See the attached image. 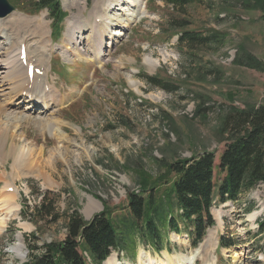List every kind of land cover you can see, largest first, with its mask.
<instances>
[{
    "label": "rangeland",
    "instance_id": "rangeland-1",
    "mask_svg": "<svg viewBox=\"0 0 264 264\" xmlns=\"http://www.w3.org/2000/svg\"><path fill=\"white\" fill-rule=\"evenodd\" d=\"M9 1L15 3L16 12L0 20V47H5L1 39L5 33L13 41L11 52L23 44L30 48L27 60L39 59L45 39L52 41L48 14H31L21 9L22 0ZM107 1L74 0L67 8L69 0H61L68 14L66 21L71 16L86 21L94 4ZM144 12L126 37L105 48L102 65L86 59L66 60L61 48L67 32L65 21V32L58 41L61 45H52L60 51L45 56L50 82L56 81L52 95L57 104L49 112L51 128L29 120L35 116L30 110L9 104L15 98L0 97V223L4 220L6 225L0 233V264L26 261L31 257L29 245H35V254H39L44 245L64 241L73 211L85 221L105 210L111 220L126 214L128 192L139 190V181L147 176L157 179L163 175L165 162L215 153L214 183L219 186L224 180L218 167L229 136L223 140L219 135L221 122L231 107L264 104V74L234 64L238 50L243 49L264 61L262 13L245 9L238 0H202L181 11L167 5L166 0H146ZM185 20L189 24L186 31L205 34L214 29L224 34L223 46L191 50L180 45L179 36H173L179 29L172 26ZM88 38L86 31L83 51L89 50ZM21 49L14 53H21ZM149 57L156 67L146 64ZM148 76L178 89L166 92L151 85ZM47 79L43 74L39 81L45 86ZM129 81H135L138 90ZM8 111L21 113L22 124L6 122L3 114ZM24 148L30 153L23 154ZM17 160L20 167L16 171ZM8 185L16 189L20 208L15 213L2 202ZM170 186L169 181L162 190ZM41 194L47 195L54 216H58L52 224L50 217L36 211ZM215 195L217 199L216 191ZM91 203L94 206L87 213ZM215 204L212 215L217 223L208 229L212 247L206 249V238L198 249L206 258L211 257L212 264H264V234H258V220L264 216V183L236 202L219 204L217 200ZM26 205L24 218L21 209ZM255 213L258 216L250 218ZM31 221L41 231H34ZM180 228L179 234L168 237L172 254L164 251L158 255L152 248L140 247L137 256L130 253L131 259L126 256V261L139 264L141 253L151 258L194 256L198 249L192 246L189 232L183 231L184 225ZM222 236L237 239L236 245L219 248ZM132 245L129 252H133ZM205 257H197L195 264H204Z\"/></svg>",
    "mask_w": 264,
    "mask_h": 264
},
{
    "label": "trees",
    "instance_id": "trees-1",
    "mask_svg": "<svg viewBox=\"0 0 264 264\" xmlns=\"http://www.w3.org/2000/svg\"><path fill=\"white\" fill-rule=\"evenodd\" d=\"M201 1L166 0V3L181 11ZM238 1L245 9L260 11L264 20V0ZM21 9L31 14L47 10L55 29L66 17L59 0H22ZM188 25L185 20L172 26L179 29L175 30L178 34L173 32V36H179L180 45L191 50L209 45L223 46L225 35L221 32L214 29L205 34L186 31ZM234 64L264 74V61L245 49L238 50ZM146 79L151 85L169 93L178 89L157 77L148 76ZM230 111L219 129L223 140L229 136V144L219 159V171L225 175L221 185L214 183L215 153L204 152L191 159L165 162V171L159 178L147 176L139 181L142 193L128 192L126 214L111 220L110 213L105 210L85 221L79 212L73 211L68 216L66 239L45 245L39 254H35L38 251L35 245H29L32 254L25 264H88L83 257L84 252L89 254L92 264H101L112 250L127 251L130 243H133L134 252L139 241L161 252L170 245L169 234L181 232V224L184 225L183 231L189 232L193 247H197L207 230L216 225L212 208L217 200L219 204L236 202L264 183V104L245 109L231 107ZM169 181L170 188L163 191L162 187ZM49 205L45 195L36 211L50 217L49 223L52 224L58 216H54ZM23 215L26 216L25 211ZM258 225V234H264V216L258 220ZM236 240L222 237L220 247L231 248L236 245Z\"/></svg>",
    "mask_w": 264,
    "mask_h": 264
},
{
    "label": "bare ground",
    "instance_id": "bare-ground-1",
    "mask_svg": "<svg viewBox=\"0 0 264 264\" xmlns=\"http://www.w3.org/2000/svg\"><path fill=\"white\" fill-rule=\"evenodd\" d=\"M145 1L146 0H108L104 4H102V2L94 4L89 19L86 21H82L80 18H77L75 16H71L70 18H68L67 33L61 47L64 50L63 52L66 60L77 58L80 60L83 59L85 61L86 59L87 62H93L98 65H102V56H104L105 54V48L112 44L115 45V43H119V40L127 36V32L131 29L132 25L142 20L146 12H144ZM74 4V0H69V3L65 2V6L67 8L69 7L68 5ZM43 30H46L45 27H43ZM86 31L89 34V50L93 49L92 54L89 52V50L83 51L81 48L82 40H84V32ZM7 37L8 36L5 33L1 36V39L5 40V42L3 41L5 47H0V70L4 71L3 74H0V97H6L9 99L15 98V100L13 99L14 101L12 100L9 104H13L16 109H23V111L26 112L30 110L35 114V116L30 117L29 120L51 128L53 126V120L49 118V112L57 104L54 98L55 96L52 95L53 93H55L56 88L50 86L49 79H47V84H45L44 86V84L39 81V75H34L33 80H31L30 76L28 75V68L30 65H35L37 63L36 67H38L39 69L41 68V73L47 76L48 73L46 70V57L49 55V52H53L54 49L58 48H55L52 45L51 48H48V43L50 42L46 39L41 47L43 48V50L41 51L42 55L39 57V59L37 58L34 61L33 58H30V60H27L28 65L24 66L22 62H20L21 53H14V49L12 50L14 52H11L10 47L12 46V41L10 42L11 39L9 40ZM89 53L91 56L89 55ZM153 60L154 59L151 57L147 58L146 64L149 67H156V64L153 63ZM129 83L131 84V86H134L137 89L138 84L135 81H129ZM58 95L60 94L58 93ZM26 104L28 105L25 106ZM3 116L4 120L6 122H9V124L14 123V126L15 123L22 124V114L18 111H8V113H4ZM22 152L23 154H29L30 149L24 148L22 149ZM18 161L19 160H17L15 163L16 171L20 167V163H18ZM46 181L49 183L47 179ZM10 188H12L11 190H13V192L6 193L9 192ZM6 189L7 191L2 196V202L5 204V207L11 211V213L18 212L20 206L17 203L16 189L12 185H8ZM90 200L92 202L93 198H90ZM91 206H94V204L91 203L89 205V208H87V213L91 212ZM257 216L258 214L255 213L250 215V218L255 219ZM1 221L0 233L4 231V228L6 226L4 220ZM206 238H208V243H206L205 245L206 249H208L211 244L212 236L208 234ZM210 250H212V248ZM210 250L208 255L211 254ZM206 252H208V250H206ZM143 254H140L139 264H195L197 257H200V255L205 257L200 249H198L195 255L190 258L179 254H169L165 258H151L150 256H146ZM204 259V264H212V259L210 256H208V258L205 257ZM118 262L119 261L114 257H110L105 262V264H124ZM11 264L14 263L12 262Z\"/></svg>",
    "mask_w": 264,
    "mask_h": 264
},
{
    "label": "water",
    "instance_id": "water-1",
    "mask_svg": "<svg viewBox=\"0 0 264 264\" xmlns=\"http://www.w3.org/2000/svg\"><path fill=\"white\" fill-rule=\"evenodd\" d=\"M15 11V7L8 0H0V18H6Z\"/></svg>",
    "mask_w": 264,
    "mask_h": 264
}]
</instances>
